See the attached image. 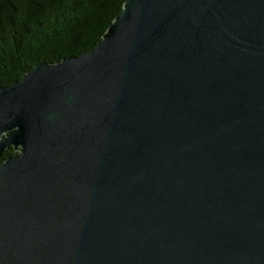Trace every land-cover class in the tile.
<instances>
[{"label":"water","instance_id":"obj_1","mask_svg":"<svg viewBox=\"0 0 264 264\" xmlns=\"http://www.w3.org/2000/svg\"><path fill=\"white\" fill-rule=\"evenodd\" d=\"M11 148L0 264H264V0H126L0 86Z\"/></svg>","mask_w":264,"mask_h":264},{"label":"trees","instance_id":"obj_2","mask_svg":"<svg viewBox=\"0 0 264 264\" xmlns=\"http://www.w3.org/2000/svg\"><path fill=\"white\" fill-rule=\"evenodd\" d=\"M126 0H0V86L92 50ZM14 153L5 150L0 163Z\"/></svg>","mask_w":264,"mask_h":264}]
</instances>
